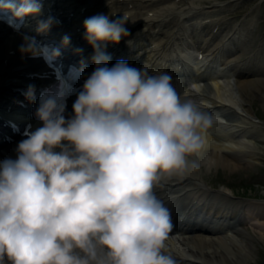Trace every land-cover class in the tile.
<instances>
[{
	"label": "clouds",
	"instance_id": "1",
	"mask_svg": "<svg viewBox=\"0 0 264 264\" xmlns=\"http://www.w3.org/2000/svg\"><path fill=\"white\" fill-rule=\"evenodd\" d=\"M14 16L38 15V0H0ZM126 17L86 18L95 68L66 117L65 104L42 92L16 158L0 160V264H179L167 249L174 228L155 189L165 175L198 170L203 133L215 122L181 98L167 72L118 60L107 42L129 35ZM52 18L38 21L47 31ZM65 35L62 44L68 45ZM34 56V38L21 45ZM53 49V57L59 55ZM36 100L35 85L22 93Z\"/></svg>",
	"mask_w": 264,
	"mask_h": 264
},
{
	"label": "bare ground",
	"instance_id": "2",
	"mask_svg": "<svg viewBox=\"0 0 264 264\" xmlns=\"http://www.w3.org/2000/svg\"><path fill=\"white\" fill-rule=\"evenodd\" d=\"M184 1L177 3L176 1H169L161 6L156 13L160 14L162 12H167L182 14L183 12L189 13L204 8L201 6V1L203 0ZM159 2L161 3V0ZM150 19L151 18L147 20L149 21ZM2 36H4V33L0 30V51L7 46V42L1 40ZM9 77H12V72L6 71L0 73V78ZM219 82V80H215L213 86L207 88L210 93L204 95L206 97L202 101L198 100L197 102H201L203 105H221L220 103H223L224 105L229 104L234 109V113L238 109V111L243 114L244 118H241L240 122L244 124L250 123V125L247 126L257 123L254 119L255 116L252 113L251 103L252 100L257 97L262 102V106H264V91L261 90L264 84L258 79L250 78L241 79L235 82L234 85L228 82L226 85L218 86ZM259 86L261 87V91L259 90ZM228 109H230L229 106L226 107V110ZM220 112L222 111L220 110ZM215 124L216 125L211 126L203 133L205 148L202 154L198 158H190L196 159L199 164L198 170L189 169L183 174H175L171 176L165 175L163 180L166 182L168 181L169 183L172 182V184L173 181L185 180L192 178V176H196V179L201 180V175L205 174L203 170H210L211 168L219 167L226 168L228 171L233 172L238 171L240 168L250 167L247 166V163H249L248 160L253 151L251 142L245 137L246 135L244 136V134H240L238 137L227 136L225 132L226 129L223 128V125ZM230 124L231 123L228 125ZM231 127L234 129L237 125L231 124ZM211 130L216 134H211ZM220 134L224 135L220 136ZM178 190L180 191V189ZM217 192H219V194L209 195L207 190L202 189L201 192L196 194V198L199 197L198 200H200L207 196H211L212 198L209 197V199L216 200V198L220 196V190ZM189 199L191 202L190 209L193 211L195 209V204L191 197H189ZM207 201L209 200L207 199ZM253 202L262 203L264 205V200H254ZM234 205L235 208L236 204ZM262 224V228L254 225L252 230H254V232L257 230L261 234H264V220L262 221ZM235 226H228L230 230H228L226 234L214 233L213 235H204L195 233L182 236L178 239L169 238L166 241L167 249L173 256L175 255L177 260L189 264H248L249 260L254 258L253 249L256 246L254 245V242H256L257 237H255L254 232L251 233L247 231L248 227L233 231L231 228L236 229ZM261 242L264 243L263 240Z\"/></svg>",
	"mask_w": 264,
	"mask_h": 264
},
{
	"label": "rangeland",
	"instance_id": "3",
	"mask_svg": "<svg viewBox=\"0 0 264 264\" xmlns=\"http://www.w3.org/2000/svg\"><path fill=\"white\" fill-rule=\"evenodd\" d=\"M208 4L216 2H229L226 6L229 8L233 6V10L236 15H246L250 20L251 17L258 12L257 22L260 28L264 25V0L259 2L258 0H204ZM210 4V5H211ZM227 9V8H226ZM252 106L257 111V116L264 120V106L258 98L252 100ZM264 135V134H263ZM248 139H251L248 138ZM252 144L254 149L257 151L252 161L247 163L249 168H240L238 171L230 172L226 168H211L210 170H203L204 178L211 181L213 184L218 182L224 183L227 186H233L237 191H246L248 195L252 197H263L264 198V172L260 169H264V136L263 138H252ZM261 224V223H260ZM263 226V225H262ZM262 228V227H261ZM257 241L254 242L256 245L253 249L252 260H249L248 264H262L264 263V234L259 231H255ZM262 239V240H261ZM256 243V244H255ZM230 244V243H229Z\"/></svg>",
	"mask_w": 264,
	"mask_h": 264
}]
</instances>
